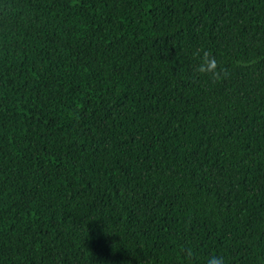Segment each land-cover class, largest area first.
<instances>
[{"label":"trees","instance_id":"1","mask_svg":"<svg viewBox=\"0 0 264 264\" xmlns=\"http://www.w3.org/2000/svg\"><path fill=\"white\" fill-rule=\"evenodd\" d=\"M214 254L264 264V0H0V264Z\"/></svg>","mask_w":264,"mask_h":264},{"label":"clouds","instance_id":"2","mask_svg":"<svg viewBox=\"0 0 264 264\" xmlns=\"http://www.w3.org/2000/svg\"><path fill=\"white\" fill-rule=\"evenodd\" d=\"M193 56L199 60L196 71L203 76H207L213 82H222L229 77L227 68L220 65L215 54L205 48H199L193 52ZM192 253L190 252L189 255ZM207 264H225L222 256L212 255L208 258Z\"/></svg>","mask_w":264,"mask_h":264}]
</instances>
